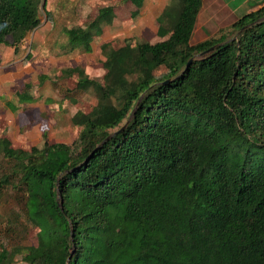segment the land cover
I'll list each match as a JSON object with an SVG mask.
<instances>
[{
    "label": "trees",
    "instance_id": "1",
    "mask_svg": "<svg viewBox=\"0 0 264 264\" xmlns=\"http://www.w3.org/2000/svg\"><path fill=\"white\" fill-rule=\"evenodd\" d=\"M40 1L0 0L1 47L17 52ZM126 1L138 17L144 0ZM202 3L168 0L162 40L102 43V82L62 71L95 99L71 117L72 143L0 137V204L22 192L9 226L23 215L38 228L0 264H264V4L193 43ZM113 15L68 28L64 52H90Z\"/></svg>",
    "mask_w": 264,
    "mask_h": 264
},
{
    "label": "rangeland",
    "instance_id": "2",
    "mask_svg": "<svg viewBox=\"0 0 264 264\" xmlns=\"http://www.w3.org/2000/svg\"><path fill=\"white\" fill-rule=\"evenodd\" d=\"M43 1L39 3L38 25L27 35L17 52L9 47L12 54L3 58L4 61H26L27 66L21 71H26L25 74L14 75L15 91H9L11 98L6 92L0 94V137L7 136L14 148L41 146L45 140L70 144L76 139L80 127L72 124L71 117L78 111L89 112L95 99L90 91L75 87L77 74L63 76L65 68L80 66L89 77L102 82L105 73L102 66L104 56L100 50L102 43L123 45L129 42L134 45L138 40L156 42L163 39L156 34L157 17L168 0H144L140 14L134 19L131 17L134 5L126 0H45V6ZM203 2L191 36L193 43L230 24L243 15L244 10L239 11L247 7L238 1ZM238 5L240 10L233 11V7ZM104 6H112L114 17L102 24L101 32L92 41L91 51L65 53L62 46L67 40V29L87 23ZM201 21L202 26L199 27ZM16 63L20 62L7 65V69L17 67ZM40 74L45 78L40 79ZM25 84L29 85L28 89ZM23 91L31 98L20 100L18 96ZM17 192L22 194L12 188L8 190L5 201L0 204V250L4 247L11 252L19 246L37 244L38 228L23 215L17 228L9 226L8 218L22 208V203L14 198ZM123 262L135 264L131 257ZM11 264L28 263L17 254Z\"/></svg>",
    "mask_w": 264,
    "mask_h": 264
},
{
    "label": "crops",
    "instance_id": "3",
    "mask_svg": "<svg viewBox=\"0 0 264 264\" xmlns=\"http://www.w3.org/2000/svg\"><path fill=\"white\" fill-rule=\"evenodd\" d=\"M228 1L229 2H232V3H236L238 1L239 3L241 2V4H245L247 6V7H245V9L242 8L240 10V8H239L240 6L239 5L233 7V11L240 10L239 12H241V11L244 10V13L243 14L248 13V12H251V11H254V10L258 9L260 6H262L264 4V0H228ZM203 4H204V2L202 3V6H203ZM198 17L199 16H197L196 22L198 21ZM239 17H240V15H239ZM234 18H236V17H234ZM199 25H200L199 27L202 26V21L200 22ZM203 25H205V24L203 23ZM228 25L229 24L223 25L222 27L228 26ZM203 39H205V38H203ZM203 39H201V40H203ZM201 40H199V41H201ZM11 54L12 53H11V50H10L9 47H5V46L4 47H1L0 46V94H3L4 92L8 93L10 95L9 96V99L11 98V94L9 93V91L11 89L15 91V89H13V85L14 84L12 83V82H14V75L15 74L16 75L17 74H25L26 71L25 72H21V71H22V69H26L27 68V66L25 65L26 64V61H23V62L22 61H19V60L15 61V59H14V61H11L10 59L4 61L3 58H8ZM7 62H9V64H6ZM14 62H20V63H16V66L17 67H15V68L8 67L10 70L7 69V65L9 66L10 64H12Z\"/></svg>",
    "mask_w": 264,
    "mask_h": 264
},
{
    "label": "water",
    "instance_id": "4",
    "mask_svg": "<svg viewBox=\"0 0 264 264\" xmlns=\"http://www.w3.org/2000/svg\"><path fill=\"white\" fill-rule=\"evenodd\" d=\"M45 1V0H44ZM44 1H43V4H44ZM222 43V42H221ZM216 45H218V44H216ZM215 45V46H216ZM191 62V59L187 62V65L189 64Z\"/></svg>",
    "mask_w": 264,
    "mask_h": 264
}]
</instances>
